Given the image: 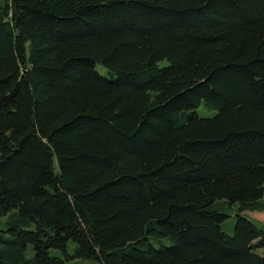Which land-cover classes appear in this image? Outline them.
I'll return each mask as SVG.
<instances>
[{"label":"trees","instance_id":"obj_1","mask_svg":"<svg viewBox=\"0 0 264 264\" xmlns=\"http://www.w3.org/2000/svg\"><path fill=\"white\" fill-rule=\"evenodd\" d=\"M248 213L264 0H0V264H264Z\"/></svg>","mask_w":264,"mask_h":264},{"label":"rangeland","instance_id":"obj_2","mask_svg":"<svg viewBox=\"0 0 264 264\" xmlns=\"http://www.w3.org/2000/svg\"><path fill=\"white\" fill-rule=\"evenodd\" d=\"M248 215L253 217V218H255V219H257L258 221H261V222L264 223V214L248 213ZM229 220L235 221V216L234 217L232 216L231 219H229ZM232 230L233 229H229L228 227H226V224H225V233H227L229 235V234L232 233ZM30 252H31V255H32L33 254L32 251H30Z\"/></svg>","mask_w":264,"mask_h":264}]
</instances>
